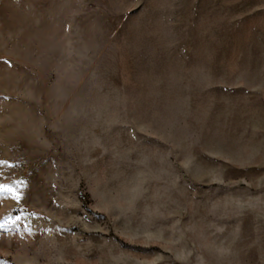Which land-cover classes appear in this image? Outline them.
Wrapping results in <instances>:
<instances>
[{
    "label": "rangeland",
    "instance_id": "1",
    "mask_svg": "<svg viewBox=\"0 0 264 264\" xmlns=\"http://www.w3.org/2000/svg\"><path fill=\"white\" fill-rule=\"evenodd\" d=\"M0 264H264V0H0Z\"/></svg>",
    "mask_w": 264,
    "mask_h": 264
}]
</instances>
